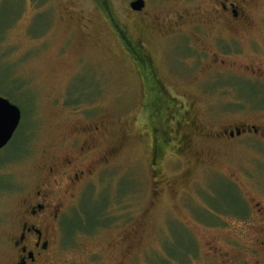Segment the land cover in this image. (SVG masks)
I'll return each instance as SVG.
<instances>
[{
  "label": "rangeland",
  "instance_id": "1",
  "mask_svg": "<svg viewBox=\"0 0 264 264\" xmlns=\"http://www.w3.org/2000/svg\"><path fill=\"white\" fill-rule=\"evenodd\" d=\"M100 1L102 5L98 0H0V97L21 111L13 138L0 150V252L6 228L19 209L20 186L54 162L52 144L89 121H102L108 132L96 138L97 151L119 143L120 156L71 203L63 222L64 235L67 240L72 237L67 255L75 263H86V257L79 255V245L89 248L93 241L80 232L87 233L101 223V213L126 227L136 223L149 226L147 251L151 258L156 255L155 264L169 260L170 264H216L209 244L215 236L204 231L196 218L235 204L234 189L220 176L227 174L226 160L210 149H205L199 161L189 153L177 157L179 160L168 154L163 174L166 181L174 178L175 183L172 186L170 180L164 186L153 211L143 212L155 170L150 162L152 126L142 79L116 32L125 30L132 41H138L146 24L147 40L156 39L145 46L153 52L155 44V52H159V42L165 45L159 31L171 21L176 25L171 23L173 28L185 27L191 46L212 49L211 37L218 29L211 26V2L143 0L145 11L135 15L129 4L137 0ZM178 15L182 19L190 15L191 20L183 27ZM201 15L207 17L199 20ZM194 20L204 30L202 25L186 29ZM242 21L226 22L219 36L244 38L242 46L250 39L251 61L262 71L244 74V70L220 69L214 93L201 101L206 124L264 119V0H248ZM204 33L209 34L206 42H195ZM196 142L204 147L202 141ZM233 156L227 162L234 166L250 157L241 150ZM239 168H235L237 173ZM212 246L220 248L219 243ZM184 247L187 254H195L186 263ZM171 254L182 260L173 262ZM151 258L141 255L135 264H154Z\"/></svg>",
  "mask_w": 264,
  "mask_h": 264
},
{
  "label": "flooded vegetation",
  "instance_id": "2",
  "mask_svg": "<svg viewBox=\"0 0 264 264\" xmlns=\"http://www.w3.org/2000/svg\"><path fill=\"white\" fill-rule=\"evenodd\" d=\"M209 2L211 26L218 29L211 37L212 49L190 45V34L183 30L185 21L191 20L190 15L184 19L178 15V21L184 27L182 30L170 26L171 23L175 25L174 22L164 23L159 32L165 45L161 46L159 42V52H155V44L154 50L151 48L153 52L145 46L146 42L156 39L151 36L147 40L146 24L141 27L143 30L138 41H132L125 30H116L126 57L135 64L142 79L152 126L150 162L155 170L150 175L143 212L153 211L164 186L170 180L172 186L175 183L174 178L166 181L163 174L162 165H167L168 154L179 160L183 154L189 153L194 161H199L205 149H210L216 156L225 158L227 174L220 176L236 193L233 206H222L216 213L196 218L204 231L215 236L209 241L210 254L217 259L216 264H264V119L209 125L204 122L205 111L201 109L205 108L201 101L214 93V79L220 69L244 70V74L262 71L251 61L248 52L251 50L250 39H246L245 46H242L244 38L227 36L222 39L219 36L226 22H243L244 5L248 0ZM145 8L144 4L140 11L130 10L136 15ZM205 17L201 15L198 19ZM140 19L143 23L144 18ZM199 20L192 21L186 29L199 28L202 25ZM107 21L109 23L108 18ZM203 36L196 37L195 42L204 44L209 34ZM179 38L183 41L180 42ZM261 76L264 79V72ZM160 102H166V107ZM162 116L164 120L161 122ZM106 132L102 121H89L80 130L70 131L52 144L54 162L46 166L44 173L34 175L20 186L19 209L6 228L0 264H79L67 255L72 237L67 240L63 222L71 203L120 156L119 143L106 147L101 153L97 151L96 138L103 137ZM196 140L202 141L200 145L204 147H200ZM106 142L110 140L106 139ZM238 150L250 157L234 166L227 160L232 161ZM238 167L239 173L235 169ZM110 219L104 218L87 233L80 232L93 241L89 248L79 245V255L86 257L85 264H135L141 255L151 258L147 251L149 226L136 223L126 227L122 222ZM213 243H219L220 248H214ZM191 255L188 253L186 257Z\"/></svg>",
  "mask_w": 264,
  "mask_h": 264
},
{
  "label": "water",
  "instance_id": "3",
  "mask_svg": "<svg viewBox=\"0 0 264 264\" xmlns=\"http://www.w3.org/2000/svg\"><path fill=\"white\" fill-rule=\"evenodd\" d=\"M144 7L143 0L130 4V9L140 11ZM21 120V111L7 99L0 97V150L8 145L13 138Z\"/></svg>",
  "mask_w": 264,
  "mask_h": 264
},
{
  "label": "trees",
  "instance_id": "4",
  "mask_svg": "<svg viewBox=\"0 0 264 264\" xmlns=\"http://www.w3.org/2000/svg\"><path fill=\"white\" fill-rule=\"evenodd\" d=\"M98 2L102 5V2L100 1V0H98ZM99 215H101L100 217L98 216V218H100V221H103V215L100 213ZM187 249H186V247H184V255H183V262H187V257H186V255H187ZM172 255V254H171ZM195 255V254H194ZM156 256V255H155ZM173 256V255H172ZM173 262L174 261H180V260H182V258L180 259V256H173ZM154 260H151L150 262H153ZM157 262H158V260H156ZM169 262H172L171 260H169V261H163V262H160L159 264H170ZM154 263V262H153ZM155 264V263H154ZM182 264H184V263H182Z\"/></svg>",
  "mask_w": 264,
  "mask_h": 264
}]
</instances>
